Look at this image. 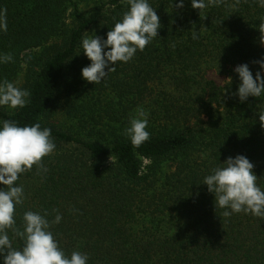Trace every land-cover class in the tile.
Returning <instances> with one entry per match:
<instances>
[{
  "label": "trees",
  "instance_id": "obj_1",
  "mask_svg": "<svg viewBox=\"0 0 264 264\" xmlns=\"http://www.w3.org/2000/svg\"><path fill=\"white\" fill-rule=\"evenodd\" d=\"M147 2L160 19L158 35L94 84L82 77L91 63L82 41L106 39L129 11L127 0H105L90 13L74 0H0L7 10L0 56H12L0 63V83L25 70L30 92L23 108L0 106V128L4 120L39 123L55 144L42 158L47 172L34 165L16 182L24 189L16 226L23 230L27 211H47L50 221L61 215L50 228L58 247L69 258L87 254L86 264H264V220L243 211L225 217L230 209H215L203 183L239 154L264 190V95L244 102L232 95L237 65L247 63L254 78L260 70L253 61L264 59V7L224 0L199 13L191 0L182 8L180 0ZM211 69L227 75L223 84ZM140 109L150 137L137 148L124 133Z\"/></svg>",
  "mask_w": 264,
  "mask_h": 264
},
{
  "label": "clouds",
  "instance_id": "obj_2",
  "mask_svg": "<svg viewBox=\"0 0 264 264\" xmlns=\"http://www.w3.org/2000/svg\"><path fill=\"white\" fill-rule=\"evenodd\" d=\"M224 0H191L192 8L201 13L209 6H217ZM129 11L125 12L121 21L116 22L108 31L107 38L100 36L86 37L82 41V49L91 63L82 68V77L90 83L98 84L110 71H115L117 62H128L137 50L143 51L153 38L158 35L161 27L156 11L147 0H127ZM239 3V0H236ZM264 7V0H260ZM184 6L183 0L175 5ZM7 10H0V30L7 31ZM206 17V16H205ZM204 17V18H205ZM260 43L264 44V21L259 26ZM193 39H198L196 32ZM105 49H108L105 51ZM12 61L11 55L0 56V63ZM260 65L255 78L247 63L237 65L234 71L239 74V86L236 93L244 102L248 97L264 95V59L253 61ZM231 78V77H230ZM224 92H227L225 88ZM30 92L16 87L5 80L0 83V106L10 109L23 108L30 101ZM261 127L264 128V113L259 114ZM147 113L138 110L137 116L131 118L130 127L125 129V135L134 147H140L146 142L150 133L146 131ZM55 144L51 138V129L41 128L39 123L31 126H18L13 120H4L0 128V256L4 264H86L87 254L73 251L70 258L58 247L50 228L58 224L62 217L57 214L53 220L43 215L27 211L23 215V230L16 226L14 213L16 205L24 202L23 186L16 182L20 174L29 171L35 165L38 170L47 172L42 158L53 153ZM112 161V160H111ZM254 165L244 155L228 157L222 167L212 170V174L204 177L203 183L208 191L214 193L215 209L225 210V217L233 213H251L264 220V190L257 185L258 177L253 171ZM55 211V210H54ZM8 230L14 237L23 241V247H13Z\"/></svg>",
  "mask_w": 264,
  "mask_h": 264
},
{
  "label": "rangeland",
  "instance_id": "obj_3",
  "mask_svg": "<svg viewBox=\"0 0 264 264\" xmlns=\"http://www.w3.org/2000/svg\"><path fill=\"white\" fill-rule=\"evenodd\" d=\"M78 2L80 9L83 12L90 13L94 11L99 5L102 4L103 1L105 0H74ZM69 14L70 16L72 15V7L69 9ZM209 77L214 79L218 84H223L225 80L227 79V75L222 74L220 72H217L214 69L209 70ZM12 83L21 89H25V83H26V78H25V70H22L16 78L12 81ZM7 109V106H4ZM67 118L63 116L62 114H59L57 116V120H66Z\"/></svg>",
  "mask_w": 264,
  "mask_h": 264
}]
</instances>
